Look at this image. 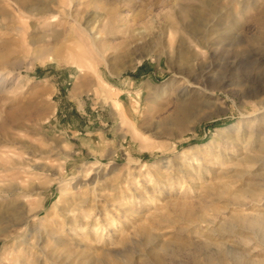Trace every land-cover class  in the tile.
<instances>
[{"label":"rangeland","instance_id":"1","mask_svg":"<svg viewBox=\"0 0 264 264\" xmlns=\"http://www.w3.org/2000/svg\"><path fill=\"white\" fill-rule=\"evenodd\" d=\"M13 4L0 1V264H264V0L242 18L230 0H72L106 45L169 26V47L155 37L114 70L31 55L38 20Z\"/></svg>","mask_w":264,"mask_h":264},{"label":"bare ground","instance_id":"2","mask_svg":"<svg viewBox=\"0 0 264 264\" xmlns=\"http://www.w3.org/2000/svg\"><path fill=\"white\" fill-rule=\"evenodd\" d=\"M12 1L14 2V4L12 5L14 14L16 12L25 15V18H35L38 20L36 24H33L31 26L33 32L31 30L32 33L28 40V43L31 46V55H35L37 57H45L50 61L59 63L62 59H65L63 58L64 55L76 60L75 63L77 64V67L83 66L86 61V63L92 61H100L103 63H111L110 65H112V68L114 70V68L116 69V67H119L123 63L126 64V67L131 65L133 66L134 63L139 62L143 57L153 55V53L156 51V47L158 46L162 45V47H169V44L167 43L169 42V40H161V38L165 36V33L169 34V26L164 28L162 32H159L160 34H155L152 29H147L145 27L137 28L135 30H132V34L129 33L128 36L123 37L117 45L111 46L105 44V34L102 31H99L94 26H90L87 22H81L73 15L70 9V3H72V0H65L64 2L61 1L63 4H61V2L59 3L58 0ZM252 1L253 0H230L234 16L242 18L244 14H247V7L252 3ZM52 4L56 7V9L52 8ZM207 6H210V4L208 3ZM192 10L193 9L189 7V5L183 8L186 17L191 18L185 25V30L189 33H192L194 40L197 43L201 44L203 42L204 36L200 34L199 28H201V25L199 22H197V20L195 22L193 18V13H195V11L192 12ZM261 12L264 13V5ZM7 14H9L7 13V10L0 7V16L7 17ZM57 16H61L63 18V21H58L55 23L56 19H58ZM66 22H69L71 24L69 25ZM64 23L68 24L70 27V30H68L66 36V32L64 29L65 26L63 25ZM40 25H47L48 28H46V30L39 29ZM118 27L119 25L113 24L107 26L105 31L106 36L110 37V35L118 32ZM155 37L160 38V41L157 42L158 46L155 44ZM61 39H64L65 44L61 43L60 45L56 46V43ZM263 39L264 37L263 35H261L256 40ZM69 43H71V45ZM242 43L243 39L236 32H233V34L231 35V45L232 55L234 59L233 62L236 66V70L234 73V84L237 87L246 86L249 80L245 76V73H247L248 70L241 63V55L246 52V50L241 47ZM27 50L29 49L27 48ZM108 50H112L110 55L107 53ZM135 54L136 56H134ZM177 58L178 60L183 59L184 54L179 52ZM248 88L250 89V87H247V89ZM262 89L264 91V87ZM257 91L258 90L256 89H250L247 93V96L255 97ZM186 112H188V107L182 104L179 105L176 108L177 116L175 119L178 118V114L184 115ZM179 121L180 120L178 119L177 122L179 123ZM255 225L256 224H254V226Z\"/></svg>","mask_w":264,"mask_h":264}]
</instances>
